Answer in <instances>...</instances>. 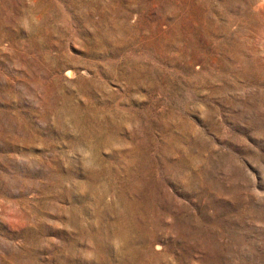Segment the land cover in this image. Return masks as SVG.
Here are the masks:
<instances>
[{"label": "rangeland", "instance_id": "obj_1", "mask_svg": "<svg viewBox=\"0 0 264 264\" xmlns=\"http://www.w3.org/2000/svg\"><path fill=\"white\" fill-rule=\"evenodd\" d=\"M0 264H264V0H0Z\"/></svg>", "mask_w": 264, "mask_h": 264}, {"label": "bare ground", "instance_id": "obj_2", "mask_svg": "<svg viewBox=\"0 0 264 264\" xmlns=\"http://www.w3.org/2000/svg\"><path fill=\"white\" fill-rule=\"evenodd\" d=\"M71 76H72V75H71ZM103 140H104V139H103ZM133 157H134V156H133ZM133 157H132V158H133ZM137 159H138V158H137ZM135 163H136L135 160H131L130 163H129V164H130V167L132 168V166H135ZM135 170H136V169H135ZM127 171H128V170H127ZM143 172H144V171H143ZM145 178H146V177H145ZM129 179H130V183H133V184H134L133 180H131V179H133L132 175L129 176ZM135 181H136V180H135ZM127 182H129V181H127ZM136 182H137V181H136ZM138 183H140V182H138ZM133 184H132V185H133ZM134 185H135V184H134ZM132 188H134V187H131L130 185H129V186L127 185L126 192H127V191H131ZM135 190H136V188H135ZM136 191H137V190H136ZM140 193H141V192H140ZM138 200H139V199H138ZM132 202H133V199H132ZM138 204H139V203H138ZM149 221H150V220H149ZM125 222H126V221H125ZM139 223H140V222H139ZM150 223H151V222H150ZM150 223H149V224H150ZM136 224H137V223H136ZM142 224H143V223H142ZM146 224H147V223H146ZM146 224H145V225H146ZM147 225H148V224H147ZM141 228H142V227H141ZM98 233H99V232H98ZM95 235H96V234H95ZM98 236H99V235H98ZM97 238H98V237H97ZM128 238H129V237H128ZM134 240H135V239H134ZM131 241H132V240H131ZM129 242H130V241H129ZM123 243H124V242H123ZM126 250H127V249H126ZM133 250H134V249H133ZM133 250H131V251H133ZM127 252H128V251H127ZM129 252H130V251H129ZM134 253H136V252H134ZM130 254H131V253H130ZM137 254H138V253H137ZM135 255H136V254H135ZM154 256H155V255H154ZM126 257H127V256H126ZM136 257H137V256H136ZM140 257H141V256H140ZM134 259H135V258H134ZM137 259H138V258H137ZM125 261H126V260H125ZM140 261H141V260H140ZM122 263H123V262H122Z\"/></svg>", "mask_w": 264, "mask_h": 264}]
</instances>
